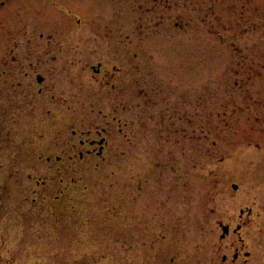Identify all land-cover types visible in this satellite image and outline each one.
Returning a JSON list of instances; mask_svg holds the SVG:
<instances>
[{
	"label": "rangeland",
	"instance_id": "1",
	"mask_svg": "<svg viewBox=\"0 0 264 264\" xmlns=\"http://www.w3.org/2000/svg\"><path fill=\"white\" fill-rule=\"evenodd\" d=\"M0 264H264V0H0Z\"/></svg>",
	"mask_w": 264,
	"mask_h": 264
},
{
	"label": "flooded vegetation",
	"instance_id": "2",
	"mask_svg": "<svg viewBox=\"0 0 264 264\" xmlns=\"http://www.w3.org/2000/svg\"><path fill=\"white\" fill-rule=\"evenodd\" d=\"M82 143H84V142H82ZM105 143H106V139L105 138H102L101 140H99V141H95V140H93V141H91V144L92 145H97V144H99V147L101 148L100 150L102 151L103 149V145H105ZM81 156L83 157V154H81ZM230 233V231L228 230L227 232H226V235L224 236V237H226L228 234ZM250 255V253H246V256H249ZM235 258L236 259H238L239 258V253H236V255H235Z\"/></svg>",
	"mask_w": 264,
	"mask_h": 264
},
{
	"label": "water",
	"instance_id": "3",
	"mask_svg": "<svg viewBox=\"0 0 264 264\" xmlns=\"http://www.w3.org/2000/svg\"><path fill=\"white\" fill-rule=\"evenodd\" d=\"M38 81H39V82H42V81H43V77L39 76V77H38ZM233 187H234L235 189H237V188H238V185L234 184ZM242 213H244V210H242ZM228 230H229V227H225V228H224V234H223V236L226 235V232H227Z\"/></svg>",
	"mask_w": 264,
	"mask_h": 264
}]
</instances>
